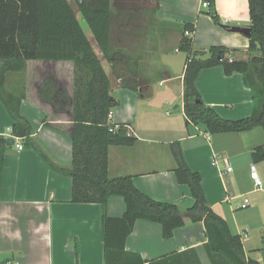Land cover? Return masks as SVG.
Instances as JSON below:
<instances>
[{"label": "crops", "instance_id": "obj_1", "mask_svg": "<svg viewBox=\"0 0 264 264\" xmlns=\"http://www.w3.org/2000/svg\"><path fill=\"white\" fill-rule=\"evenodd\" d=\"M80 20L76 4L67 0ZM202 0H110V42L129 63L111 64L101 57L88 30L93 47L110 81V95L118 105L110 122L126 124L136 138L132 146H110L108 176H131L134 186L148 197L180 209L194 205L188 188L176 181L177 166L170 144L177 142L189 169L199 174L206 203L225 220L232 235L240 237L245 256L264 264V188L256 189L250 178L251 152L264 145V129L211 135L201 125L186 124L183 110V73L186 54L179 51L183 26H194L193 48L206 52L223 46L247 60L249 39L231 28H250L247 0H214L221 26L214 24ZM203 50V51H202ZM140 74V88L121 87L113 71ZM53 73L73 90V64L69 61H28L22 76L11 75L6 88L20 98V114L30 123L31 139L50 161L68 170L72 160L71 116L56 114L37 93L42 77ZM158 82L162 92L153 89ZM195 87L203 103L222 119L248 117L251 90L243 76L224 74L221 66L199 72ZM143 93L139 95L140 93ZM179 102L180 112L162 117L157 109ZM13 121L0 101V139L10 135ZM18 152L8 147L0 182V254H11L16 264H105L103 211L98 204L71 202L72 179L51 169L41 155L24 140ZM263 163V162H262ZM231 170L228 171L227 169ZM264 181V169L260 168ZM248 204L243 208L244 200ZM125 204L111 197L105 210L108 218H121ZM204 223H188L164 239L159 224L138 220L124 242V254L111 256L117 264L160 260L174 256L170 264H211L205 250ZM192 251V252H190ZM120 255L122 257H120ZM112 257L114 259H112ZM111 261V262H112Z\"/></svg>", "mask_w": 264, "mask_h": 264}, {"label": "trees", "instance_id": "obj_2", "mask_svg": "<svg viewBox=\"0 0 264 264\" xmlns=\"http://www.w3.org/2000/svg\"><path fill=\"white\" fill-rule=\"evenodd\" d=\"M202 1L210 4L208 15L214 24L221 26L214 0ZM247 2L251 23L247 60L236 59L235 54L239 51L223 46L196 52L192 35H184L185 30L193 33L194 26H183L178 49L186 54L183 73L185 123L201 125L211 135L245 132L255 127L264 129V0ZM76 8L81 21L67 0H0V101L13 121L10 135L24 140L51 169L72 179V203L100 205L105 264H117L111 260L116 253L126 257L124 242L138 220L159 224L164 239H169L174 230L188 223L202 221L207 236L205 250L211 264H257L245 256L240 237L232 235L225 220L208 207L201 178L189 169L177 142L170 144L177 164L174 175L178 184L188 188L194 200L189 209L183 210L148 197L134 186L131 176H108V148L132 146L136 138L129 133L128 125L110 122V112L118 102L110 95L109 78L87 39L82 22L91 32L101 57L113 69L117 62L130 65L126 56L110 45V0H81ZM28 61H69L73 64L71 94L53 73L45 74L37 89L39 99L54 113L71 116L72 160L68 170L53 164L33 142L30 123L20 114L21 99L6 88L8 77L22 76ZM216 66H221L226 76L233 73L243 76L252 94V109L248 117L225 120L203 103L195 87L196 78L201 70ZM113 72L121 79L123 89L138 92L139 72L132 69L127 73ZM6 150V139H0V182ZM251 158L255 164L264 163V145L255 147ZM114 196L121 197L125 204L121 218L112 219L105 214L108 200ZM175 256L149 262L122 261L119 264H170V259Z\"/></svg>", "mask_w": 264, "mask_h": 264}, {"label": "rangeland", "instance_id": "obj_3", "mask_svg": "<svg viewBox=\"0 0 264 264\" xmlns=\"http://www.w3.org/2000/svg\"><path fill=\"white\" fill-rule=\"evenodd\" d=\"M80 21H81V19H80ZM82 24L84 26V29L86 31H88L87 27L84 25L83 22H82ZM153 89L157 90L159 92H162L164 90V87L163 88L160 87L158 85V82H156V84H154V86H153ZM178 104H179V102H175L174 104H172V103L164 104L161 108L157 109V112H158V114H160V116L165 117V118L168 117V115L178 114L180 112V109H175V106ZM255 167H256L257 175H258L259 179L261 180L262 188H264L263 177L260 174V168L264 169V163H260V165H255Z\"/></svg>", "mask_w": 264, "mask_h": 264}, {"label": "built area", "instance_id": "obj_4", "mask_svg": "<svg viewBox=\"0 0 264 264\" xmlns=\"http://www.w3.org/2000/svg\"><path fill=\"white\" fill-rule=\"evenodd\" d=\"M202 7H203V8H207V7H209V3L203 1V2H202ZM184 35L190 37V36L192 35V33H191L190 31H188V30H185V31H184ZM13 146L15 147V149H16L18 152H20V151L23 149L22 144L19 143V142H17V141H15V140H14V145H13ZM227 170L230 171L231 169L228 168ZM250 178H251V180L253 181L254 187H255L256 189H261V186H262V184H261V180L259 179V177H258V175H257L256 167H255L254 164H252V165L250 166ZM247 204H248V200L245 199V200H244V204H243L242 207L245 208ZM3 264H16V263H13V262H11V261H6V262H4Z\"/></svg>", "mask_w": 264, "mask_h": 264}, {"label": "water", "instance_id": "obj_5", "mask_svg": "<svg viewBox=\"0 0 264 264\" xmlns=\"http://www.w3.org/2000/svg\"><path fill=\"white\" fill-rule=\"evenodd\" d=\"M231 32H235V33H241L243 35H245L246 37H249L251 35V30L250 28H238V27H234L231 28L230 30ZM6 145L8 147H12L14 145V139L9 137L6 139ZM12 259L11 254H0V264H3L6 261H10Z\"/></svg>", "mask_w": 264, "mask_h": 264}]
</instances>
